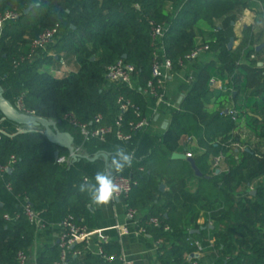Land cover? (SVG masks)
Listing matches in <instances>:
<instances>
[{
  "label": "trees",
  "instance_id": "trees-1",
  "mask_svg": "<svg viewBox=\"0 0 264 264\" xmlns=\"http://www.w3.org/2000/svg\"><path fill=\"white\" fill-rule=\"evenodd\" d=\"M264 2V0H262ZM20 16L7 22L0 34V85L3 95L13 105L22 96L26 109L35 115L60 121V131L73 136L74 147H80L76 159L58 163L59 156H68L66 149L47 140L39 129L22 132L18 124L4 119L0 112V162L7 164L12 155L16 162L5 177H0V264H15L16 253L27 251L33 243L35 226L22 213L26 198L46 225L73 216L85 223L91 201L78 191L85 177L93 180L98 170H109L114 146L121 145L135 151L131 168L122 174L132 175L138 184L126 199L127 206L142 209L155 198L158 178L163 175L181 180L182 205L187 214L179 224L172 215L171 201L154 202L149 215L160 218L169 230L148 228L155 239L163 238L158 249L160 264H264V180L257 186L253 200L237 199L235 191L264 177V150L239 149L233 142L238 122H244L259 139L264 140V47L256 50L264 38L262 27L256 32L244 29L235 50L228 48L231 36L226 26L242 14L241 0H0V10H16ZM33 5L28 13L25 9ZM138 5L139 7H136ZM149 20L169 26L163 43L175 70H182L179 59L200 45L209 49L186 66L194 68L193 81L185 84L184 96L178 108L172 110L168 128L160 137L148 131H130L129 122L138 121L130 111L124 119V132L132 139L121 142L110 136L106 142L85 141L78 128L64 119L71 112L83 123H91L97 114L107 122L120 114L117 98L122 95L146 112L150 102L139 89L151 79V65L155 46ZM260 25V24H257ZM264 27V20L261 23ZM58 27L57 42L48 47L53 56L43 54L37 60L13 66V60L30 50L32 39L42 31ZM248 51L250 64H240L242 52ZM75 56L78 70L63 77H55L54 69L61 54ZM211 53L215 59L199 63L200 57ZM254 54L255 58H251ZM211 55V56H212ZM123 58L137 68V89L109 82L106 66ZM185 66V67H186ZM214 66V70L211 69ZM229 80L227 90L212 100L210 79ZM233 88V90H230ZM229 104L237 110L236 120L226 113ZM260 115L259 120L257 116ZM183 135L193 136L196 146L190 150L201 176L187 161L172 159L179 150ZM107 153L108 159L85 158ZM223 155L228 169L215 174L212 161ZM12 186L8 191L6 185ZM244 185V186H243ZM173 193V191H172ZM6 196L9 201H6ZM218 202L223 209L212 216L214 229L208 221L197 223L201 210L196 202ZM174 204V203H173ZM208 206V205H207ZM8 213L13 217L4 218ZM19 214L18 218H15ZM206 214V218H207ZM199 229L200 233H191ZM212 232L213 245L207 233ZM203 243V255L189 260L194 248L189 237ZM106 252L118 255L116 246L104 245ZM57 244L47 246L37 258L38 264H53L59 259ZM70 264H92V256L69 258ZM96 264H122L119 260L99 258Z\"/></svg>",
  "mask_w": 264,
  "mask_h": 264
},
{
  "label": "built area",
  "instance_id": "built-area-1",
  "mask_svg": "<svg viewBox=\"0 0 264 264\" xmlns=\"http://www.w3.org/2000/svg\"><path fill=\"white\" fill-rule=\"evenodd\" d=\"M139 7L138 5H135ZM20 16V12L17 10H0V34L7 22L14 21ZM151 27V37L153 45L155 46V54L151 65V79L147 81L146 86L139 89V92L150 100V105L148 104V111L143 112L141 107L133 103L129 98H125L120 95L117 98V104L120 109V114L117 115L113 121L107 122L102 114H97L93 121L89 123L80 122L73 113L69 112L64 115V119L69 122L72 126L78 128L79 133L84 138L85 141L89 140H99L101 142H106L110 136H113L116 140L121 142H128L132 139L131 133L124 132V119L126 114L132 110L135 116L139 119L138 121L129 122L130 131H147L150 127L153 118L159 113V108L161 105L167 107H174L168 100L167 87L172 76L175 73V68L172 59L167 55L163 37L164 33L168 30L169 26L165 23L158 24L153 20H149ZM58 27H53L51 29H46L42 31L37 37L32 39L30 43V50L27 54L21 55L19 58L13 60L14 68H17L20 64L31 62L39 59L46 53L47 56H53V52L48 51V47L57 42L59 36ZM209 49L207 44L200 45L193 49L191 52L186 54L184 58L179 59V66L185 67L186 62H191L198 58L202 53ZM251 58H255L252 54ZM60 65L65 68L67 66V60L61 56L58 58ZM105 77L111 83L122 84L127 86L129 89H137L136 83L137 79V68L134 64L126 62L123 58L117 60L115 63L106 66ZM209 86L212 90H223L226 91V85H223L221 80L212 77L209 82ZM231 88L230 90H232ZM19 111L25 112L30 115H35L33 110H28L25 108L22 96L17 98L14 105ZM177 108V107H176ZM226 113L231 115L234 120L237 118V110L230 106L227 108ZM242 122H238V127L241 126ZM237 127V128H238ZM236 128V130H237ZM31 131V130H28ZM235 132V131H234ZM183 144L188 145L192 142L193 137L184 135ZM2 139V132L0 131V140ZM180 142V141H179ZM232 146L238 147L241 150L247 148V146L241 145L238 141L233 142ZM248 149V148H247ZM80 147H74V152L78 153ZM184 155L187 158H193L194 155L190 150H186ZM72 160L71 156H59L57 158L58 163L68 164ZM224 161L223 155H218L213 160V167H218ZM16 162L14 155L10 157L7 164H2L0 162V177H5L6 172L9 167ZM115 182L120 185L121 192L115 199H127L132 190L137 186L138 181L132 175H124L122 173H114ZM90 180L88 177H85ZM84 178V179H85ZM84 181V180H83ZM8 191H12V186L8 183L6 185ZM255 188V187H254ZM251 189L253 187L251 186ZM22 213L25 215L29 224L35 226L36 233L41 232L45 227L46 223L39 216V213L32 207L31 203L25 198L22 203ZM138 210L136 208L127 207L126 209V220L132 222L136 219ZM19 214L15 218H18ZM4 218L7 220L12 219L10 214L6 213ZM212 224V222H209ZM60 232L58 234L57 245L60 250L59 259L53 264H70L69 258L71 255L74 257H79L85 255L87 252V247L89 243V232L86 226L79 224L77 220L69 215L60 221ZM164 230H169L168 225H162V222L157 216L147 217L142 224L137 226L135 231L136 235H146L148 234V228H162ZM117 229L120 231L121 235L127 232L125 226L117 225ZM99 237L100 243L105 244L108 242V238L103 235L100 231H96ZM157 246H162L164 244L163 238L156 240ZM209 244L213 245V238H209ZM190 245L194 248L192 253L200 254L204 252L203 243L200 240H191ZM98 256L106 261L119 260L122 264H135L134 260L129 258L126 253L110 254L107 253L102 245L99 246ZM28 255L26 251L20 250L16 253V263L15 264H27ZM192 264H197L196 261H192Z\"/></svg>",
  "mask_w": 264,
  "mask_h": 264
},
{
  "label": "crops",
  "instance_id": "crops-1",
  "mask_svg": "<svg viewBox=\"0 0 264 264\" xmlns=\"http://www.w3.org/2000/svg\"><path fill=\"white\" fill-rule=\"evenodd\" d=\"M241 2L245 4L243 7L242 14L238 17L236 21L231 22L234 28H238L239 25L242 24L241 31L234 40L233 46L231 48L232 50H235L236 47L239 45L243 37L244 29H246L250 24H252L251 31L254 33H256L261 27L264 30L263 25H261V23L264 20V2L262 0H256V1L241 0ZM251 3L253 6L249 7L248 4L250 5ZM255 7L257 8V10H259L258 13L254 10ZM256 21L257 24L260 25L254 24ZM263 43H264V38L259 44H256V47ZM250 48H252V46H249V48H246L242 52V55L239 60L240 64H250V60L248 57V51L250 50ZM61 56H63L67 60V66L63 68L58 62L57 67L53 71L54 76L58 78L68 75L71 72H76L79 67L75 56L72 55L66 56L63 53L60 55V57ZM206 57H207L206 55L200 57V60L198 62L202 63L203 59H206ZM211 58L215 59V56L212 55ZM205 63H207V61ZM260 68L262 69L264 68V63L260 64ZM194 71H195L194 68L191 66L188 67L186 66L182 70L175 71L167 87L168 100L171 102V104L174 107H167L165 105L160 106L159 113L153 118L152 123L147 130L149 134L155 137H160L164 133V131L168 128L172 116L171 114L172 110L176 109V107L178 108L179 103L181 102L184 96L185 83H188V81H185V79H183L184 78L183 76L186 73H188L190 76H193ZM222 83L223 85L227 86L229 84V80L225 79L222 81ZM148 104L150 105V102ZM257 118L260 120L261 119L260 115H258ZM18 130L20 131V127L18 128ZM28 130H30V128H27V130H25L24 132ZM240 131L242 132L247 131L248 134H250V136L248 137L247 134H243V133L240 134ZM235 133H237L240 136V141L238 142L241 145L244 146L247 143V145L250 146V149L256 152H262L264 150V140L259 139V137H257L247 127V125L244 122H242L241 126H239L237 130L235 129ZM253 137L254 138L256 137L255 141L252 139ZM184 138L185 137L183 135L180 139L179 150L171 153L172 159H174L172 157L174 153L184 154L186 150L193 151V149L191 148L193 146H196L197 143L194 137L192 142L188 145L183 144ZM249 146L247 147L248 149ZM234 148L236 152L239 150L238 147H234ZM175 159L186 161L181 158H175ZM212 167H213V161H212ZM227 169H228V164L224 160L216 168L215 174H218ZM263 180L264 177H261L253 181L252 183H249L248 185L245 186L243 185L244 186L243 188L240 187V189L234 192L235 197L237 199L250 198L251 200H253L257 192V186L259 182ZM161 184L165 185L163 191L159 190V186ZM174 186L178 188L177 189L178 191L182 190L181 180L176 181L173 180L170 176H166V175H163V177L158 178V187L155 188L154 190L155 198L152 201H149L142 209L138 210L136 219L133 220L132 222H128L126 220V209L128 207L126 199H121V200L114 199L106 206H94L93 204H91L90 212L85 218V223L83 225L86 226L89 232V243L86 253L92 256V264H96L97 260L100 258L98 256L99 246L102 245L104 249L105 244L116 246V249L119 252L118 254L123 252L126 253L129 258L134 260L135 264H160L158 260V249L161 246H157L155 237L151 233H148L146 235H136L135 231L137 229V226H139V224H142L143 221L148 217L150 208L152 207L154 202H158V201H160L161 203H167L171 201L172 202L171 208L173 209L172 215L179 224L181 223V220L180 218H178V216H176V213L179 210H181V208L185 209V207L182 205V200L180 202L175 200V198L182 199L183 196L182 194L174 195V190H175V188H173ZM251 186L253 187V189H251ZM6 201H9L7 196H6ZM1 203L4 205L3 202ZM196 206L199 208L204 207L201 210V214L197 220V223L202 225L206 221H208V225L210 226L209 229H214L216 223L215 220L212 219V216L218 213L219 210L223 209L220 203L212 202L211 204H206L200 199L198 202H196ZM206 214L208 216L207 218H206ZM209 222H212V224H209ZM59 224H60V219H57L51 222L50 224L46 225V227L41 232L35 233L33 243L30 246V248L26 251L28 255L27 264H38L37 258L40 252L43 251V249L46 248L47 246L57 244L58 234L60 232ZM117 225L125 226L127 228V232L121 235L120 231L117 229ZM96 231H100L103 235H105L108 238V242L105 244H101L99 237L96 234ZM207 236H209V238H213L212 232L208 231ZM194 239L198 240V238L195 236L189 237V241ZM201 255H203V252L199 254V256Z\"/></svg>",
  "mask_w": 264,
  "mask_h": 264
},
{
  "label": "water",
  "instance_id": "water-1",
  "mask_svg": "<svg viewBox=\"0 0 264 264\" xmlns=\"http://www.w3.org/2000/svg\"><path fill=\"white\" fill-rule=\"evenodd\" d=\"M33 5L29 6L27 9H25V13H28ZM234 43V38L231 37L230 41L228 43V48L231 49ZM264 43L260 44L256 47V50H260L263 48ZM0 112L4 119H7L9 121H12L20 126V131L24 132L27 130V128H30V130L39 129L43 135L49 140L50 142L56 144L59 147H62L66 149L71 156V158L74 160L78 158L80 155L76 152H74V145H73V136L69 132H63L60 131L57 127V124L60 121L48 119L42 116L37 115H30L25 112L19 111L5 96L3 95V88L0 85ZM99 156L104 157L106 160L108 159L107 153H100L93 157H87L85 158L89 160H95ZM59 157V152H55V158L57 159ZM173 158H181L189 162L193 170L195 171V174L198 176H201V172L198 170L195 164V160L193 158H187L182 153H174ZM9 172H11V169H8ZM164 184H161L159 186V190L163 191ZM255 194V193H254ZM0 206H3V204L0 202ZM199 229L191 230V233H199ZM199 257V254L192 253L189 257V260H192L193 258Z\"/></svg>",
  "mask_w": 264,
  "mask_h": 264
},
{
  "label": "clouds",
  "instance_id": "clouds-1",
  "mask_svg": "<svg viewBox=\"0 0 264 264\" xmlns=\"http://www.w3.org/2000/svg\"><path fill=\"white\" fill-rule=\"evenodd\" d=\"M135 159V151L121 145L114 146L109 160V170H98L92 181L85 178L78 185V191L87 194L94 206L108 205L122 190L115 182L114 173H122L126 168H131Z\"/></svg>",
  "mask_w": 264,
  "mask_h": 264
},
{
  "label": "rangeland",
  "instance_id": "rangeland-1",
  "mask_svg": "<svg viewBox=\"0 0 264 264\" xmlns=\"http://www.w3.org/2000/svg\"><path fill=\"white\" fill-rule=\"evenodd\" d=\"M256 1V0H255ZM248 6L250 7H252L253 5H252V3L249 5L248 4ZM15 8H16V10H18L17 8H19V6H15ZM254 10L258 13L259 12V10H257V8L255 7L254 8ZM255 20V19H254ZM254 24H257V21L254 23ZM242 25V24H241ZM241 25H239V27L238 28H234V26L231 24V23H229L227 26H226V30H227V33H228V35L229 36H231V37H233L234 38V40L236 39V37H237V35L240 33V31H241V28H242V26ZM249 30H252V24H250L248 27H247ZM207 57H206V59H203L204 60V62H206V61H211V53H209V54H205ZM241 60H244V59H241ZM203 62V61H202ZM211 69L212 70H214L215 68H214V66H211ZM184 78L183 79H185V81H188V83L187 84H189V83H191L192 81H193V77L192 76H190L188 73H186L184 76H183ZM186 84V83H185ZM185 87V86H184ZM222 92H224L223 90H215L214 91V93L211 95L212 97V100L214 99V97H216V95H220ZM229 106H232V104H229ZM247 134V136L249 137L250 136V134H248V132L247 131H245V132H242V131H240V134ZM235 135H237V136H239L237 133H235ZM239 138H240V136H239ZM254 141L256 140V137L254 138H252ZM244 146H249V145H247V143L244 145ZM249 148H250V146H249ZM175 200H177V201H180L181 202V199L179 198H175ZM187 214V210L186 209H184V208H181V210H179L177 213H176V216H178V218H180V219H183L184 218V216Z\"/></svg>",
  "mask_w": 264,
  "mask_h": 264
}]
</instances>
